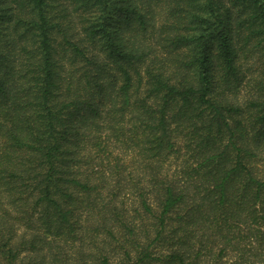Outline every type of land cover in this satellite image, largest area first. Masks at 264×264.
<instances>
[{
  "label": "trees",
  "instance_id": "16d2710c",
  "mask_svg": "<svg viewBox=\"0 0 264 264\" xmlns=\"http://www.w3.org/2000/svg\"><path fill=\"white\" fill-rule=\"evenodd\" d=\"M0 264H264V0H0Z\"/></svg>",
  "mask_w": 264,
  "mask_h": 264
}]
</instances>
